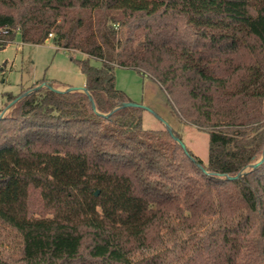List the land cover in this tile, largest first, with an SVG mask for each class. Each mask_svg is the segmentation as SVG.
<instances>
[{
  "label": "trees",
  "instance_id": "trees-1",
  "mask_svg": "<svg viewBox=\"0 0 264 264\" xmlns=\"http://www.w3.org/2000/svg\"><path fill=\"white\" fill-rule=\"evenodd\" d=\"M50 33L85 54L96 109L81 91L11 96L30 91L0 118V225L25 253L0 264H164L177 227L176 264H264V160L228 178L264 152V0H0L1 46ZM117 66L208 133L207 161L145 128L143 108H116L131 101Z\"/></svg>",
  "mask_w": 264,
  "mask_h": 264
},
{
  "label": "rangeland",
  "instance_id": "rangeland-1",
  "mask_svg": "<svg viewBox=\"0 0 264 264\" xmlns=\"http://www.w3.org/2000/svg\"><path fill=\"white\" fill-rule=\"evenodd\" d=\"M85 58L81 52H72L54 44L51 37L44 43L23 42L17 34L14 40L5 46L0 45V113L8 114L14 105L4 111L15 99L11 96L21 94L24 90L48 81L49 85L65 89L67 86H83L86 77L77 61ZM90 63L101 66L102 61L90 57ZM116 86L125 91L131 101L146 105L144 109V127L157 128L170 126L172 131L180 133L184 143L203 161L208 159L209 136L195 125L183 122L170 104L166 93L151 77L145 76L136 69L117 66ZM22 97L24 95H21ZM20 97V96H19ZM18 97V98H19ZM17 99V98H16ZM4 111V112H3ZM217 217L206 223L212 225ZM202 227L200 230H205ZM175 233L166 235L168 255L164 264H176L182 253V245L174 248L172 237L186 236L180 227ZM165 232H168L167 230ZM0 250L9 261H21L24 257V241L13 228L0 225Z\"/></svg>",
  "mask_w": 264,
  "mask_h": 264
},
{
  "label": "water",
  "instance_id": "water-1",
  "mask_svg": "<svg viewBox=\"0 0 264 264\" xmlns=\"http://www.w3.org/2000/svg\"><path fill=\"white\" fill-rule=\"evenodd\" d=\"M40 86H46L48 87L49 89L51 90H54V91H59V92H65V91H81V92H86L88 93V95L90 96V99L92 101V104H93V107L96 109L95 107V104H94V99H93V96L92 94L88 91L86 85H83V86H67L65 89H59L55 86H52V85H49L47 82L46 83H41L40 85H38L37 87H34L32 90H35L37 89L38 87ZM31 90V91H32ZM30 91L26 92L24 95H27ZM22 98V96H20L19 98L15 99L12 103H10V105L4 110L6 111L10 106H13L17 101L18 99ZM127 106H135V107H141L143 109L145 108H148L146 105H143V104H140V103H136L134 101H125V102H121L116 108H119V107H127ZM115 108V109H116ZM3 111V112H4ZM4 114L1 112L0 113V118L3 117ZM167 128L170 130V132L173 134V136L176 138L177 142L184 148V149H187V145L184 143V141L182 139H180L179 137L176 136V134H174V132L172 131L171 127L170 126H167ZM264 160V152L262 154V156L257 160L255 161L254 163H251L249 165H247L246 167H244L238 174L234 175V176H228V178H240L242 177L243 175H245L247 172L251 171L252 169L256 168L257 166H259L262 161Z\"/></svg>",
  "mask_w": 264,
  "mask_h": 264
},
{
  "label": "built area",
  "instance_id": "built-area-1",
  "mask_svg": "<svg viewBox=\"0 0 264 264\" xmlns=\"http://www.w3.org/2000/svg\"><path fill=\"white\" fill-rule=\"evenodd\" d=\"M52 36H53V34H52V33H50L49 37H52Z\"/></svg>",
  "mask_w": 264,
  "mask_h": 264
},
{
  "label": "crops",
  "instance_id": "crops-1",
  "mask_svg": "<svg viewBox=\"0 0 264 264\" xmlns=\"http://www.w3.org/2000/svg\"><path fill=\"white\" fill-rule=\"evenodd\" d=\"M85 84H86V82L84 83V85H85ZM58 87H65V86H58ZM58 87H57V88H58Z\"/></svg>",
  "mask_w": 264,
  "mask_h": 264
}]
</instances>
